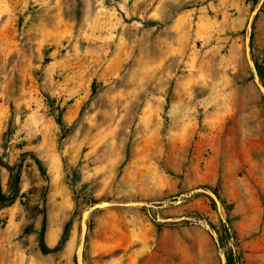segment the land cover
<instances>
[{
    "label": "rangeland",
    "instance_id": "obj_1",
    "mask_svg": "<svg viewBox=\"0 0 264 264\" xmlns=\"http://www.w3.org/2000/svg\"><path fill=\"white\" fill-rule=\"evenodd\" d=\"M255 0H0V264H264V95ZM252 53L264 83V5ZM62 118L64 125H60ZM40 160V163L36 161ZM205 218L203 227L159 222ZM225 217L226 221L223 220ZM70 222L63 249L55 247Z\"/></svg>",
    "mask_w": 264,
    "mask_h": 264
},
{
    "label": "water",
    "instance_id": "obj_2",
    "mask_svg": "<svg viewBox=\"0 0 264 264\" xmlns=\"http://www.w3.org/2000/svg\"><path fill=\"white\" fill-rule=\"evenodd\" d=\"M264 5V0H258L257 5L252 10L250 17L248 19L247 25H246V32H245V56L247 60V64L249 66L252 78L261 91V93L264 95V83L261 80L258 67L256 64V61L253 57L252 53V32L254 28V22L255 18L257 17L258 13L260 12L262 6ZM197 193H204L210 196L217 208L218 211L222 214V204L221 200L217 196V194L211 190L210 188L206 187H197L190 189L184 193H182L180 196H177L175 199H166L162 202H146V201H126V202H120L118 204H123L126 206H144L146 208H159L160 206H171V205H178L181 204L186 199L194 196ZM117 203H110L109 200H101V201H94L92 200L82 211L81 214V220H80V242L76 249V257H77V264H85V258H84V251H85V244L87 240V233H88V227H89V219L88 214H92L94 211L105 208L111 205H114ZM223 220L226 221L225 217H223ZM156 220L159 222H188L190 224H195L203 227L207 232L211 234V236L214 238L216 243L219 245V237L218 232L216 229L208 222L205 218L200 217H194V216H187V215H181V216H173V217H161L160 215H157ZM219 254L222 264H227V257L225 251L220 247L219 248Z\"/></svg>",
    "mask_w": 264,
    "mask_h": 264
},
{
    "label": "trees",
    "instance_id": "obj_3",
    "mask_svg": "<svg viewBox=\"0 0 264 264\" xmlns=\"http://www.w3.org/2000/svg\"><path fill=\"white\" fill-rule=\"evenodd\" d=\"M255 1H258V0H255ZM58 122H59L60 125H62V126L64 125V122H63L62 118H58ZM36 161L38 163H40V160L38 158H36ZM20 178H21V164L19 165V168H18V170L16 172V175H15V178H14V185H13L12 191H11V193L9 195L5 194L2 191L1 178H0V205H1V207L5 206V203H6L7 200L16 198L19 195V192H20V186H19ZM44 233H45V223H44V227L40 231V239H39L40 247H41L42 251L44 253H50V252H54V251H59V250L64 248L66 242L69 239L70 222H68L66 224L64 232H63L58 244L55 247H53V248L49 247L46 244L45 234Z\"/></svg>",
    "mask_w": 264,
    "mask_h": 264
},
{
    "label": "bare ground",
    "instance_id": "obj_4",
    "mask_svg": "<svg viewBox=\"0 0 264 264\" xmlns=\"http://www.w3.org/2000/svg\"><path fill=\"white\" fill-rule=\"evenodd\" d=\"M110 203H120V202H113V201H110ZM90 215H91V213L88 214V219H89ZM223 217H224V216H223ZM79 242H80V241H79ZM77 246H78V245H77ZM76 249H77V247H76Z\"/></svg>",
    "mask_w": 264,
    "mask_h": 264
}]
</instances>
